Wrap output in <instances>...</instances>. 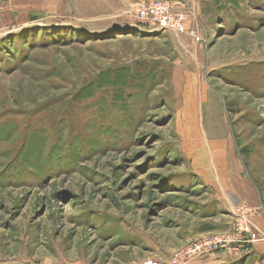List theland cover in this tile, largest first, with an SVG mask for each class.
I'll use <instances>...</instances> for the list:
<instances>
[{"label":"rangeland","instance_id":"obj_1","mask_svg":"<svg viewBox=\"0 0 264 264\" xmlns=\"http://www.w3.org/2000/svg\"><path fill=\"white\" fill-rule=\"evenodd\" d=\"M147 1L0 0V264L160 261L242 213L264 238V0H153L176 31L145 32Z\"/></svg>","mask_w":264,"mask_h":264},{"label":"built area","instance_id":"obj_2","mask_svg":"<svg viewBox=\"0 0 264 264\" xmlns=\"http://www.w3.org/2000/svg\"><path fill=\"white\" fill-rule=\"evenodd\" d=\"M136 16L139 20L146 22L145 27L142 29L145 32L162 29L176 31V27L172 24L173 17L171 10L166 3L153 0L147 1L145 5L137 10ZM135 28L139 29L136 25ZM252 215L251 213L239 215V221L231 234L202 236L177 250L166 261L146 259L141 264H191L195 260L206 258L220 251L228 253L249 252V245L264 241V238L251 235Z\"/></svg>","mask_w":264,"mask_h":264},{"label":"crops","instance_id":"obj_3","mask_svg":"<svg viewBox=\"0 0 264 264\" xmlns=\"http://www.w3.org/2000/svg\"><path fill=\"white\" fill-rule=\"evenodd\" d=\"M60 2L62 3V5L60 6V11L65 12V10L69 7V9L71 8L68 3L69 2H75L77 3V9L78 10H88L89 12L92 11H100L98 13H96L95 15H100L101 17L105 18V17H109L110 15H114V17L117 15V13L119 14V12H124L128 9V7L130 5H132L134 3V0H60ZM68 5V7H67ZM73 7H75L73 5ZM53 9V8H52ZM76 9V8H74ZM3 20H1L0 18V26L1 25H6V16L3 15ZM108 24L111 26L113 24H117L120 26H131V25H135L131 22L128 21H115V22H108ZM131 28V27H130ZM3 29L1 28L0 31H2ZM210 171V169L207 171V173ZM215 173V172H214ZM224 175V174H223ZM225 180L223 179V181H221V183L217 182L214 183V186L217 188L219 194L222 196L223 200L225 202H227V205H225V209L228 210L229 213H231V210H233V206L231 207V202H233V200L227 199V192H228V188L231 187V184H225ZM228 186V187H227ZM223 202V201H222ZM224 205V204H223ZM234 211V210H233ZM208 233H212L210 231H206V232H202L200 234V236L204 235V234H208ZM249 248V252H245V251H241L239 254H237L236 252H234L235 260H240L238 264H264V243L263 242H257L254 243L252 245L248 246ZM227 255V252H223L220 251L216 254H213L211 256V258H202L199 260H196L193 264H215V263H223L226 262L227 258L225 257ZM168 260V258L166 259H162L160 261H166ZM214 262V263H213Z\"/></svg>","mask_w":264,"mask_h":264},{"label":"bare ground","instance_id":"obj_4","mask_svg":"<svg viewBox=\"0 0 264 264\" xmlns=\"http://www.w3.org/2000/svg\"><path fill=\"white\" fill-rule=\"evenodd\" d=\"M196 90V89H195ZM202 93V92H201ZM199 127H198V124L196 123V126H195V130H196V134H198L197 133V129H198ZM200 130V129H199ZM205 133V132H204ZM199 135V137H200V134H198ZM206 136V135H205ZM202 144H203V146H204V149H205V151L206 152H210L211 153V157H212V159L211 160H209L211 163H214V166L212 167V169H210V171L208 172V175H209V173L210 174H213L214 175V172L215 171H218V169H220V165H221V159H220V157H221V152H222V149H220V147H217V145H215V144H210V143H205V141H203V139H202V142H201ZM212 151H216L217 152V155L219 156V158L218 157H216V155L212 152ZM200 164H198V166H199ZM216 169V170H215ZM227 173V172H226ZM215 175H216V172H215ZM216 178V177H215ZM218 178V177H217ZM219 182V181H218Z\"/></svg>","mask_w":264,"mask_h":264},{"label":"water","instance_id":"obj_5","mask_svg":"<svg viewBox=\"0 0 264 264\" xmlns=\"http://www.w3.org/2000/svg\"><path fill=\"white\" fill-rule=\"evenodd\" d=\"M132 26V25H131ZM130 26V27H131ZM129 26H120V25H117V24H113V25H111L110 26V28H109V30L111 31V30H117L116 28H118V29H125V28H130Z\"/></svg>","mask_w":264,"mask_h":264}]
</instances>
